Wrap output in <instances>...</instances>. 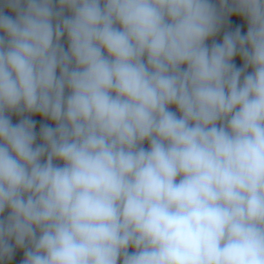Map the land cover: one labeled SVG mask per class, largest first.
I'll list each match as a JSON object with an SVG mask.
<instances>
[{
  "label": "clouds",
  "instance_id": "1",
  "mask_svg": "<svg viewBox=\"0 0 264 264\" xmlns=\"http://www.w3.org/2000/svg\"><path fill=\"white\" fill-rule=\"evenodd\" d=\"M21 251L264 264V0H0V264Z\"/></svg>",
  "mask_w": 264,
  "mask_h": 264
},
{
  "label": "built area",
  "instance_id": "2",
  "mask_svg": "<svg viewBox=\"0 0 264 264\" xmlns=\"http://www.w3.org/2000/svg\"><path fill=\"white\" fill-rule=\"evenodd\" d=\"M233 23L238 24L241 27L242 33L243 32H246L247 26H246V23L245 22H243L242 20L233 18ZM221 38H222V33H221V36L217 37L216 39L219 41ZM209 43H211V41H209ZM65 47H67V46H65ZM34 119H39V117H34ZM13 121L16 122L17 121V118L16 117H13ZM43 122H47V121H43ZM145 147H147V143H145ZM22 257H23L22 251L21 252H18V254L14 258V260L12 262H6V264H18V262L20 260H22Z\"/></svg>",
  "mask_w": 264,
  "mask_h": 264
},
{
  "label": "rangeland",
  "instance_id": "3",
  "mask_svg": "<svg viewBox=\"0 0 264 264\" xmlns=\"http://www.w3.org/2000/svg\"><path fill=\"white\" fill-rule=\"evenodd\" d=\"M235 62L237 63V65L241 64V61L239 60V58H237V60Z\"/></svg>",
  "mask_w": 264,
  "mask_h": 264
},
{
  "label": "crops",
  "instance_id": "4",
  "mask_svg": "<svg viewBox=\"0 0 264 264\" xmlns=\"http://www.w3.org/2000/svg\"><path fill=\"white\" fill-rule=\"evenodd\" d=\"M64 42H65V46H67L66 41H64Z\"/></svg>",
  "mask_w": 264,
  "mask_h": 264
}]
</instances>
